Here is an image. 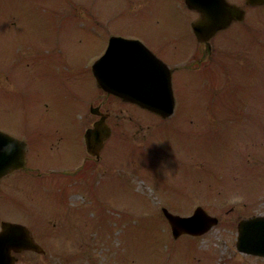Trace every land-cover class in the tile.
Here are the masks:
<instances>
[{"label": "rangeland", "instance_id": "obj_1", "mask_svg": "<svg viewBox=\"0 0 264 264\" xmlns=\"http://www.w3.org/2000/svg\"><path fill=\"white\" fill-rule=\"evenodd\" d=\"M107 35L138 38L177 67L175 110L162 121L107 100L111 137L82 166L98 90L81 68L102 45L93 37ZM210 44L204 54L195 43L180 0H0V76L13 85L12 96L0 90V130L58 129V150L41 163L69 169L33 183L25 218L11 212L42 214L38 264H261L234 244L240 219L264 215V7ZM197 206L218 225L173 240L160 209L187 216Z\"/></svg>", "mask_w": 264, "mask_h": 264}, {"label": "water", "instance_id": "obj_2", "mask_svg": "<svg viewBox=\"0 0 264 264\" xmlns=\"http://www.w3.org/2000/svg\"><path fill=\"white\" fill-rule=\"evenodd\" d=\"M212 2L205 1L202 5H195L207 11L201 20L192 25L198 42L208 41L218 30L228 27L233 20L243 18L241 10L227 5L224 0ZM246 2L252 6L264 5V0ZM92 71L98 85L104 90L153 111L162 118L172 114L174 99L170 71L139 42L112 38L106 54L93 66ZM109 135V129L104 124L102 116L94 123L93 128L85 133L87 151L92 155L97 154L102 142ZM24 152L25 146L22 142L0 133V177L24 166ZM162 211L174 238L183 233L202 234L217 222L215 218L206 215L200 207L189 217L173 215L166 209ZM238 230L237 249L264 257V217L241 221ZM14 237L16 235H13ZM25 246L35 247L31 242Z\"/></svg>", "mask_w": 264, "mask_h": 264}, {"label": "flooded vegetation", "instance_id": "obj_3", "mask_svg": "<svg viewBox=\"0 0 264 264\" xmlns=\"http://www.w3.org/2000/svg\"><path fill=\"white\" fill-rule=\"evenodd\" d=\"M180 1H181V8L183 10L184 19L189 24V26H191V24L195 20H198L201 17V11L196 9L194 5H199V1H205V0H196V1L180 0ZM227 2L238 6L239 8L243 9L246 13V9L248 7L244 5L245 1H243V5H240L238 3L240 1L227 0ZM6 22L7 20L5 21V25ZM236 23L238 22H234L231 25ZM224 31H227V29ZM224 31H220L216 35ZM111 36H116V35H107L106 37L98 36V38L97 37H93V38H95L96 40L101 39L103 46L106 44L105 47L103 48L104 51L107 46V42ZM89 37L90 36L88 35L87 38ZM198 45L200 47H203L204 54L208 53V51L204 49L205 47L203 45L201 44ZM145 46L149 48L158 58H160L159 55L151 49V47L147 46L146 44ZM163 48H160V51H162ZM177 48L178 46L175 47L174 45L171 44L168 45V49H177ZM204 54L203 57H205ZM3 80H6L7 84L2 83L1 81ZM10 81L11 80L8 77L6 78L0 76V90L3 96H8L7 94L4 93L5 91H8L9 95L12 96L13 85ZM98 89L99 90L95 97V99L98 100V102L95 104V106L93 105L92 102H90L88 104V110H90L91 106L97 107L99 112L106 113L108 115L106 119L107 121L110 116V113L107 111V109L104 106L105 102L109 99H115L117 101H120V99L114 97L111 94L104 92L100 88ZM24 96L26 97V95ZM24 96L22 95V97ZM84 98L85 101L87 97L84 96ZM79 102H83L82 99L79 100ZM81 106L83 107L82 104ZM79 108H80V104H79ZM95 118L96 120L98 119V117L96 116ZM21 139H23L24 142L26 143V166L22 169L15 170L10 174H7L6 176L0 178V264H8L10 261H12V264H29V262L37 263L46 256L44 250V244L42 242L43 236L42 234L38 233L41 232L38 229L39 228L38 222L39 219H41L42 214L39 215L33 214L32 215L33 220L30 222L25 220L24 218L26 217V215H28V212L30 210L28 205L25 204V201L28 202L33 200V196L31 192H29V188H31L32 185H34L33 183L38 182L37 184H39L41 182L43 183L46 180L42 184V186L44 187V185L47 182H50V180L54 181L55 179L57 178L60 179L61 177L59 176L60 170L58 169L59 168L58 166L51 165L46 167L44 164L41 163V161H43L42 157H44L46 152L54 151V154H56V151L58 150L57 146L59 145L61 139L60 131L58 129L53 128L52 130H46V132L37 133L36 136L24 135L22 136ZM81 147L85 152V157L82 156L83 157L82 166L87 162V160L93 159V161H98L100 159V157L99 158L91 157L86 153L84 148L85 146L83 147L81 145ZM80 153L82 152L80 151ZM37 165L39 167H37ZM30 190H32L34 194H36L37 192L35 187H32ZM11 212L16 213L17 215H22L24 218L14 217L11 215ZM5 223L16 224L26 228V230L29 231L34 243L38 247H40V250L38 248L35 249L22 248L20 246V243H22L23 240L21 241V239L19 238H12V237L7 238L6 234L4 238L2 232ZM28 240L29 239L27 238V241ZM15 241L18 244L14 246L13 242Z\"/></svg>", "mask_w": 264, "mask_h": 264}]
</instances>
